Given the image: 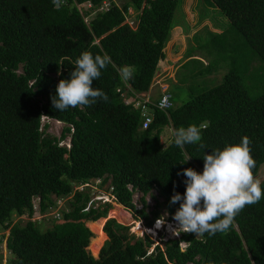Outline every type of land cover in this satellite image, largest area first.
Returning <instances> with one entry per match:
<instances>
[{"label":"trees","instance_id":"trees-1","mask_svg":"<svg viewBox=\"0 0 264 264\" xmlns=\"http://www.w3.org/2000/svg\"><path fill=\"white\" fill-rule=\"evenodd\" d=\"M76 1L98 7L105 0ZM108 1L110 10L98 13L88 26L72 0H61L58 8L52 0H0V229L5 232L0 245L10 253L6 264H264V196L246 206L227 233H182L154 247L149 236L130 235L127 226L110 219L103 227L108 240L100 251L93 249L96 238L87 223L106 218L112 205L97 206L91 190L74 193L68 212L62 210V222L34 220L36 205L40 214L47 213L55 199L72 195L74 184L99 178L111 182L118 204L151 227L163 205L170 215L179 207L170 204L174 191L183 195L186 190V177L177 172L191 167L202 173L203 156L212 149L239 144L247 135L255 177L264 165V0H201L208 5L200 24L210 15L220 16L225 22L214 26L221 32L205 27V36L192 37L196 46H189L186 56L201 59L181 65L188 75L177 84L188 82L187 99L178 106L173 102L168 114L156 110L147 130H141L140 110L125 104L117 89L131 88L129 96L150 91L184 0ZM129 8L137 12L136 29L128 22ZM85 51L111 57L112 64L93 83L108 101L59 112L51 97L61 79H70ZM21 65L24 73L18 74ZM125 65L134 72L123 81L119 70ZM223 68L228 70L223 82L212 87L216 84L211 86L208 77ZM42 116L65 124L61 138L44 132ZM204 122L209 125L201 131L206 149L201 142L181 149L174 137L167 146L161 142L165 129ZM68 137L70 147L62 146ZM137 191L143 195L141 209L134 203ZM148 195L156 203L151 216ZM47 221L52 227H46Z\"/></svg>","mask_w":264,"mask_h":264},{"label":"clouds","instance_id":"clouds-1","mask_svg":"<svg viewBox=\"0 0 264 264\" xmlns=\"http://www.w3.org/2000/svg\"><path fill=\"white\" fill-rule=\"evenodd\" d=\"M52 2L53 5L58 8L60 6L61 0H52ZM104 2L98 7H94L90 1L86 2L93 5V9L88 10L90 15L83 14L86 25L90 26L91 21L98 13L107 12L110 10L111 7L108 10L97 11V9L103 7ZM76 4L80 3H78L76 0H72V5L78 8ZM131 10H133V8H129V15L131 14ZM136 15L137 12L134 11V15H132L131 18V21L134 23L133 25H138V21H136ZM131 28L136 29L137 27L134 28V26H131ZM110 64H112V60L106 52L103 53V55H93L88 51L83 52L80 57L75 60L74 70L69 73L70 79H61L59 81L56 87V95L51 97L53 107L61 112L69 109L70 107H91L97 103L98 100L107 102V94L102 89L94 88L93 83L95 80L100 78L101 70L105 69ZM119 71L123 81L129 80L133 77L134 67L131 65H125L120 68ZM17 73H24L23 65L20 66ZM56 77L58 78L59 76H55V78ZM159 77H162L161 80L164 79L163 76ZM35 82L36 81L32 80L29 82V85L32 87ZM155 82L157 81H154L149 92L139 94L137 92L133 93L132 91L131 96H129L131 88L128 87L125 91H123V88L120 87L117 89V92L121 95V98L125 104L134 105L135 108L140 110L142 115L141 130H147L154 123L156 118V110L168 114L169 110L174 107V103L171 101V95L169 94L170 86L165 87L167 90L164 89V92L162 86H159V92L156 93L158 96L156 99H154V93L152 90L154 89ZM165 96H169L170 101V107L167 109H163L167 102V98L162 100ZM160 102V107L162 109L159 107ZM145 114H147V117H145ZM147 118H150L151 121H148ZM49 120L53 119L42 116L41 124L43 130L44 121ZM208 126V123L204 122L199 126L196 124H191L186 128L181 126L174 131L172 128L165 129L166 133L168 130H170L173 132V135L168 138L169 142L165 141L163 142V145L167 146L173 137L174 144L181 149H183L186 144H195L197 142H201V131L202 129H206ZM68 138L69 143H65V140L61 143L62 146L70 147L71 138ZM251 143V139L245 135L242 137L239 144L227 145L223 148V150L212 149L210 154H204L203 156L204 167L202 173L197 172L191 167L183 169L182 172H177L178 176L183 175L186 177L184 180L186 190L183 195L174 191L173 195L171 196L170 204L179 203V207L173 216L175 221L161 220V218H159L158 220L154 221L151 227H144H146L147 230H153L152 227H156L157 223L161 222L162 227L158 229L157 232L166 231L167 234H169V231L172 229V227L179 228V236L176 237V239H178L182 233H193L196 236H203L204 234L214 236L217 233H227L230 230V227L234 224L235 217L239 215L246 206L258 203L262 196H264V190L261 188L262 181L253 174V169L256 167V161L251 154ZM199 146L200 148L206 149V146L202 142L199 144ZM190 158L191 157L180 163H186ZM102 181V179L97 178L92 179L89 181V183L74 184L72 195L65 199H67V201L70 200L76 192H88V190L93 192L96 190L99 194L93 198V202H95L97 206H99L100 203H111V201L118 204L111 192V182L109 181V183L103 184ZM130 190H133L132 186H130ZM134 194L135 197L136 195H140L141 198L143 197L139 191ZM97 197H99V199H95ZM101 198H104V201H102ZM65 199H55V207L51 208L47 213L44 214H51L56 211L59 208L58 201L63 203V200ZM111 205L113 209V203H111ZM36 206L38 207V205ZM142 207L143 205L141 208ZM62 208L63 206L59 208V212L61 214L60 219L54 218V216L51 215L45 218L52 217V219L62 222ZM121 208L125 213L132 216V212L130 210L126 209L124 206ZM111 210L109 211V214ZM64 211L68 212L67 209H64ZM109 214L106 218H101L98 221L106 220V223L110 219L117 220L116 218H111ZM45 218H43V220ZM170 239L175 238H168V240ZM184 246L185 245H183V247ZM224 264H228V261H225Z\"/></svg>","mask_w":264,"mask_h":264},{"label":"rangeland","instance_id":"rangeland-1","mask_svg":"<svg viewBox=\"0 0 264 264\" xmlns=\"http://www.w3.org/2000/svg\"><path fill=\"white\" fill-rule=\"evenodd\" d=\"M117 3L119 5H122L121 1L117 0ZM206 5H208L206 1L202 2L201 0H184V3L182 4V6H183L182 12L185 16L180 15L181 7L178 8V10L176 12V17H175L177 26L172 31L171 39L166 45V48H165L166 58L160 62L158 71H157L155 79H154V81H157V82H155L154 89L152 90L154 93L153 94L154 99H156V97L158 96V94L156 95V93L159 92V86H162L163 92L165 90H167V88H165V87L170 86L169 94L171 95V101L175 102L177 106L181 105L182 102L187 99V93H186V90L184 87L188 82L184 83L183 84L184 86L183 85L177 86V84H179V82H180L179 81L180 76L188 75V69L182 68L181 65L191 61L192 59H194L196 61H198V59H201L198 55L196 56L195 54H193L192 57L186 56L187 51L189 50V46H196V44H194L192 37H194L195 34L199 35L200 37L205 36L206 32H207V30H205V27H208L213 32H221L220 29H217L214 26V23L218 20L220 21L219 22L220 24L225 22V20L222 19V17H220V16L213 17L210 15L209 19H205L203 21V23L200 24L199 21L201 19V16H203V14H204L203 13L204 12L203 7H205ZM130 13L131 14H130L129 21L131 22V18H132V15H134V11L131 10ZM218 14H220V13L218 12ZM133 26H134V28L137 27V25H133ZM188 26L190 27L189 32H188V34H185L183 31ZM229 26H230L229 22L227 21V27H229ZM191 65L192 64H190V66ZM194 71H195V66L192 65L191 70H190V74H193ZM227 71H228L227 68H223V69H220V71H218V72L214 73L213 75H211L210 77H208V81L210 82V85L212 86L213 84H216V85L212 86V87H215V86L221 84L223 82L222 81L223 77L227 73ZM159 76H163L164 79L161 80L162 77H159ZM191 81L193 84L194 80H191ZM187 86H188V84H187ZM178 95H180V97H178ZM172 96L173 97L175 96L177 98L175 100H173ZM64 127H65V124L61 123V122H57L54 120L44 121V132L48 135H51V136H54L57 138H61V134L63 132ZM171 135H173V132L168 130V132L166 133V130H165V132L161 138L162 144L165 141L169 142L168 138ZM65 143H69V138L66 139ZM256 177L259 178L262 182L264 181V165L261 167V169H260V171ZM156 191L157 190H154L152 192L153 195H155L159 199V202L161 204H164L165 199L163 197H160V195ZM98 194L99 193H97V191L94 190L92 192L93 198ZM134 198H135V200H134L135 205L138 206L139 208H141L142 203L140 202V200H141L140 195H138V196L136 195V197L134 196ZM95 199H99V197H97ZM101 200L104 201V198H101ZM146 200L148 201V206H147L146 210L151 216L153 213V210L156 206V203L150 196H148ZM67 203H68L67 199L63 200V208L64 209L66 208ZM111 203H113V209L111 210L110 213L115 212L116 210L123 211L121 208L122 206L116 204L113 201H111ZM45 216H47V215L38 214L35 217V220H41ZM109 216H110V214H109ZM173 216L174 215H170V213L168 212V208L165 205H163V207L161 208V217H160L161 220H167V221L173 220V221H175L173 219ZM128 217L130 218L129 221H127V220L125 221V219H122L121 222L118 219L116 221H118L122 225L127 226L129 228V234L130 235H135L137 238L149 236V238H151L152 241L154 242L153 247L156 246L157 244L161 243V240L165 241V239L168 240V238H170V237H173L176 239V237L179 236V232H180L179 228L172 227V229H170V231H169V234H167L166 231L156 232L158 230V229L156 230L157 226L156 227L153 226L152 227L153 230H147L146 227H144L145 226L144 222L136 220L133 217V215L132 216L129 215ZM50 218H52V217H50ZM15 220H16V218H15ZM91 224H93V223H88L87 226L90 228ZM46 227H48V228L52 227V223H49V221H47ZM154 227H155V229H154ZM4 233H5L4 230H1L0 231V237ZM94 238H96L95 234H94ZM106 240H108V237ZM88 250H89V248H88ZM89 252L92 255L94 254L90 250H89ZM0 254L2 255V259L0 260V264H6V262L10 259V253L5 250L4 244L0 245ZM98 256L96 258H98Z\"/></svg>","mask_w":264,"mask_h":264},{"label":"bare ground","instance_id":"bare-ground-1","mask_svg":"<svg viewBox=\"0 0 264 264\" xmlns=\"http://www.w3.org/2000/svg\"><path fill=\"white\" fill-rule=\"evenodd\" d=\"M129 215L123 211L120 210H116L115 212L110 213V217L111 218H116L118 220H120V222L122 221V219H125V221H129ZM104 220L99 221L98 223H94L93 225H91V230L92 232H94V234L96 235V239L93 241V249H95L96 251H100L102 249V246L104 244V242L107 239V235L103 232V224H104ZM162 227V223H157V229H160L159 227ZM157 232V231H156Z\"/></svg>","mask_w":264,"mask_h":264},{"label":"built area","instance_id":"built-area-1","mask_svg":"<svg viewBox=\"0 0 264 264\" xmlns=\"http://www.w3.org/2000/svg\"><path fill=\"white\" fill-rule=\"evenodd\" d=\"M76 5L78 6V9L80 10V12L82 14H84L85 11H88L90 9H93V5L91 3H86V4H82V5L81 4H76ZM110 7H111V2L107 0V1L104 2L103 7L97 9V11L108 10ZM129 24H130V26H133L134 23L131 21V22H129ZM165 98H167V102H166V106L163 109H167L168 107H170L169 96H165L162 100H164ZM160 104H161V102L159 103V107H160ZM145 117H147V114H145ZM147 120L148 121H151L150 118H147ZM58 206H59V208H61L63 206V203L61 201H58ZM59 208L56 211H54L53 213H51V214H44V215H47L45 217H48V216L51 215V216H54V218L60 219L61 214L59 212ZM35 210H36V213H35V217H36L38 214H40L39 213V207L36 206L35 207Z\"/></svg>","mask_w":264,"mask_h":264},{"label":"crops","instance_id":"crops-1","mask_svg":"<svg viewBox=\"0 0 264 264\" xmlns=\"http://www.w3.org/2000/svg\"><path fill=\"white\" fill-rule=\"evenodd\" d=\"M96 223H98V222H96ZM93 225V224H92ZM90 229H91V226H90Z\"/></svg>","mask_w":264,"mask_h":264}]
</instances>
